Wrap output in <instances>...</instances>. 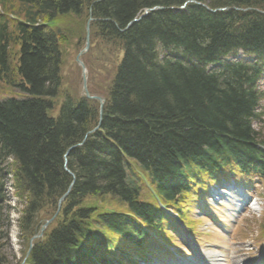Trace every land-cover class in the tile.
I'll return each instance as SVG.
<instances>
[{
  "label": "trees",
  "instance_id": "16d2710c",
  "mask_svg": "<svg viewBox=\"0 0 264 264\" xmlns=\"http://www.w3.org/2000/svg\"><path fill=\"white\" fill-rule=\"evenodd\" d=\"M4 1L12 20L0 22V83L24 98L0 101V241L9 226L6 177L12 176L23 205L19 232L28 242L71 182L65 152L83 142L67 156L75 184L35 242L31 264H119L129 251L146 259L153 241L148 231L160 232L165 215L140 201L134 170L168 205L181 190L190 192L185 176L206 179L236 169L264 177V122L251 89L264 55V15L233 10L264 11V0ZM186 1L230 10L212 14L193 4L170 10ZM90 6L92 48L104 44L103 52L118 60L100 126L87 135L98 124L96 102L66 91L57 116L49 115L61 84L62 32L35 24L62 16L81 21ZM155 6L163 10L119 31ZM236 49L256 56L255 66H225L218 73L201 68ZM175 179L182 185L170 187ZM118 201L133 218L119 214ZM0 264H7L3 257Z\"/></svg>",
  "mask_w": 264,
  "mask_h": 264
},
{
  "label": "rangeland",
  "instance_id": "374dc122",
  "mask_svg": "<svg viewBox=\"0 0 264 264\" xmlns=\"http://www.w3.org/2000/svg\"><path fill=\"white\" fill-rule=\"evenodd\" d=\"M17 7V3H15ZM65 20L61 22L60 28L63 35L60 37V48L62 51V63H61V87L60 93L66 95V91L69 92L72 97L81 96V70L76 66L74 59L77 54L83 49L84 45V21H78L71 17H64ZM93 47V45H92ZM108 51V48L104 44H100L96 49L90 48L87 54L81 56V61L87 66L86 75L88 77L89 88L96 94L105 95V90L109 87L110 83L107 79L108 75H112V68L117 63V57L110 60V56L106 55L103 51ZM264 88V86L262 87ZM15 94V91L9 90L5 85L0 83V99L9 97ZM19 94V93H18ZM62 96V97H63ZM61 102L60 98L55 100ZM59 104L55 106L53 110L49 112L51 117H56L58 114ZM6 183V203L10 206L8 212L9 228L6 229V239L0 241V258L3 257L7 264H23L24 259L28 258V242H25L18 235L17 220L21 218L20 210L22 206L16 203V199L13 195V187L11 186V180ZM258 201L255 202V209L250 210L246 208L244 214L237 220L234 228H232V238L225 241L222 238L215 240L213 235L209 237L199 238L198 243L202 254L207 252H214L220 256V264H258L260 261L261 249L258 245L259 240L262 239L261 226L264 225V191L258 186L253 192ZM115 206H121L118 203ZM43 210L41 214L45 213ZM221 213V212H220ZM204 222V221H203ZM226 225H228L226 223ZM229 226V225H228ZM231 230L230 227H225ZM36 242V241H35ZM172 245L175 247V252L179 255L173 257L170 261L163 255V260L166 263L187 264L195 261L191 258V255L187 252L184 244L179 245L176 240H172ZM176 254V255H177ZM202 256V255H201ZM25 264H31L26 260Z\"/></svg>",
  "mask_w": 264,
  "mask_h": 264
},
{
  "label": "water",
  "instance_id": "95a60500",
  "mask_svg": "<svg viewBox=\"0 0 264 264\" xmlns=\"http://www.w3.org/2000/svg\"><path fill=\"white\" fill-rule=\"evenodd\" d=\"M88 49V24H87V26H86V36H85V50H87ZM79 64H80V66H81V68H82V70H83V73H84V66L79 62ZM83 91H84V94H85V97L86 98H88V99H96L98 102H99V104H100V115H101V112H102V106H103V99L102 98H99V97H90L89 95H88V92H87V89H86V78L85 77H83ZM97 128H95V129H93L92 130V132L93 131H95ZM73 147H70L68 150H67V152H66V154H68V152L72 149ZM71 175V177H72V182H71V184L74 182V176L72 175V174H70ZM69 191H70V189H67V191L65 192V194L58 200V208H57V212H58V210H59V207H60V204H61V202L64 200V198L67 196V194L69 193ZM57 212H56V214H57ZM56 214L54 215V217L56 216ZM52 219L53 218H51L50 220H48V221H46V223L41 227V229H40V231H43L46 227H47V225L48 224H50L51 223V221H52ZM38 236H35L34 238H37Z\"/></svg>",
  "mask_w": 264,
  "mask_h": 264
},
{
  "label": "bare ground",
  "instance_id": "6f19581e",
  "mask_svg": "<svg viewBox=\"0 0 264 264\" xmlns=\"http://www.w3.org/2000/svg\"><path fill=\"white\" fill-rule=\"evenodd\" d=\"M157 7H158L160 10H163L162 7H160V6H157ZM177 178H181V177L179 176V177H177ZM72 180H73V179H72V177H71V182H72ZM177 181H178V180L175 179L173 182H171V183H170V187H173V186L177 183ZM71 182H70V184H68L67 189H70V190H71V189L73 188L75 182H73L72 184H71ZM209 254H210V253H209ZM209 254H206V257L208 258L207 261H206L207 264H218V263H217L218 260L215 259L213 256H210V257L212 258V259H211V258L209 257ZM207 255H208V256H207ZM206 257H205V258H206ZM235 264H238V262H236Z\"/></svg>",
  "mask_w": 264,
  "mask_h": 264
}]
</instances>
